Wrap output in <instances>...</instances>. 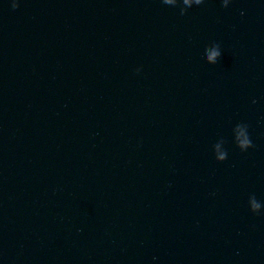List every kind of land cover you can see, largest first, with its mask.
Returning a JSON list of instances; mask_svg holds the SVG:
<instances>
[{
    "label": "water",
    "instance_id": "water-1",
    "mask_svg": "<svg viewBox=\"0 0 264 264\" xmlns=\"http://www.w3.org/2000/svg\"><path fill=\"white\" fill-rule=\"evenodd\" d=\"M0 264H264V0H0Z\"/></svg>",
    "mask_w": 264,
    "mask_h": 264
}]
</instances>
